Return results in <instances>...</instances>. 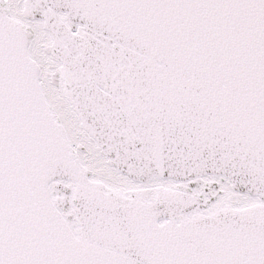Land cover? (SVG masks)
<instances>
[{
    "label": "snow or ice",
    "instance_id": "snow-or-ice-1",
    "mask_svg": "<svg viewBox=\"0 0 264 264\" xmlns=\"http://www.w3.org/2000/svg\"><path fill=\"white\" fill-rule=\"evenodd\" d=\"M0 264H264V0H0Z\"/></svg>",
    "mask_w": 264,
    "mask_h": 264
}]
</instances>
